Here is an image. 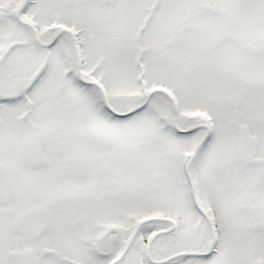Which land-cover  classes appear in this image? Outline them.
<instances>
[{"label": "snow or ice", "instance_id": "snow-or-ice-1", "mask_svg": "<svg viewBox=\"0 0 264 264\" xmlns=\"http://www.w3.org/2000/svg\"><path fill=\"white\" fill-rule=\"evenodd\" d=\"M0 264H264V0H0Z\"/></svg>", "mask_w": 264, "mask_h": 264}]
</instances>
